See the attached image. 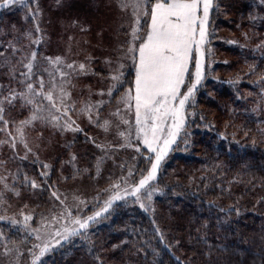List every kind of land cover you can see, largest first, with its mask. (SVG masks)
<instances>
[{"label":"trees","instance_id":"obj_1","mask_svg":"<svg viewBox=\"0 0 264 264\" xmlns=\"http://www.w3.org/2000/svg\"><path fill=\"white\" fill-rule=\"evenodd\" d=\"M83 2L70 0L62 15L69 20L80 12L96 31L104 30L98 20L105 22L106 10ZM23 16L20 10L0 13V141L3 129L13 132L32 109L20 95L30 56L19 37L26 32ZM207 28L204 78L185 105V127L157 174L160 194L143 208L135 199L113 203L41 264H264V0H214ZM134 80L135 71L128 69L111 101L133 89ZM192 82L186 77L181 92ZM13 92L9 103L5 97ZM82 144L79 133L72 147ZM67 154L54 160L46 177L35 163H15L19 199L30 198V184L24 189L29 177L42 201L70 183L71 171L62 170ZM149 159L152 154L141 149L135 179L146 173ZM0 232L5 244H21L19 229L10 223L0 221Z\"/></svg>","mask_w":264,"mask_h":264},{"label":"rangeland","instance_id":"obj_2","mask_svg":"<svg viewBox=\"0 0 264 264\" xmlns=\"http://www.w3.org/2000/svg\"><path fill=\"white\" fill-rule=\"evenodd\" d=\"M69 2L70 0H25L23 4L0 8V13L18 10L24 12L22 23L26 26V32L19 37L25 39L26 48L30 53L29 60L32 53H36V59L32 61L33 71L23 78V85L20 86L23 93H27V83H32L34 89L39 91L42 81L45 91L54 84L56 95L60 94L61 87L68 94L62 107V111L67 110V115H62L52 109L48 101L29 93L32 104H27L22 98L26 105L32 107H26L30 115L24 121L30 120L35 109L41 105L45 108L43 114H37L44 119L34 120L30 124H24L23 121L13 132L3 129V139L0 141V221L10 223L14 230L19 229L23 238L18 246L7 245L6 237L0 232V264H33L40 250L47 246L49 251L36 261V264H41L49 252L58 249L66 241L63 239L65 230L70 232L76 229L77 233L82 231L78 224L72 222L75 218L84 220L98 211L102 215L105 212L102 211L105 203L117 192L124 199L113 203L136 200V197L128 195V192L141 179V176L135 179L133 175L137 171L141 149L146 148L136 136L134 102L130 108L119 102L124 94L130 91L134 94V87L126 88L113 102L112 95H109V90L115 83L112 79L114 75L122 73L123 81L128 69L135 71L133 54L127 51L132 39L131 31L135 17L130 7L119 6V0H86L83 3L92 8L100 7L107 12L105 22L98 20L103 23L104 30L96 31V24L92 23L87 15L75 13L69 20L62 15ZM150 6L147 4L145 10ZM57 12L61 15L57 16ZM140 19L143 24L148 17L141 15ZM37 25L39 32L36 31ZM4 30L7 31L6 28ZM16 30L15 26L11 31L15 40ZM37 39L40 42L33 43ZM58 57L63 63H52ZM69 64L73 67L68 68ZM81 64L85 66L83 70L80 68ZM189 69L194 73V59ZM27 72L28 69L25 68V73ZM120 85L122 84L118 87ZM86 108L91 111H85ZM53 116L60 117L59 121H53ZM124 120H127L128 124L123 123ZM105 121L108 122L107 130L104 128ZM66 125L71 127L66 130ZM75 128L80 130H71ZM121 132L124 136L120 135ZM79 133L82 134L83 144L78 149L72 147V143ZM13 142L15 147H12ZM66 150L68 154L62 164V170L68 173L71 171L74 179L70 180V183H62L60 190L54 188L42 201L40 187L32 188L31 182L34 180L29 177L24 189H28L27 185L30 184V198L20 200L21 193L18 188H13L15 163H35L39 175L46 177L54 160ZM167 156L161 166L169 161ZM101 159L98 170L97 162ZM44 165L48 167L45 168ZM73 172L77 173L76 176ZM63 178L66 182L64 175ZM155 183L156 180L152 182L151 198L160 194L154 187ZM116 184L120 187H114ZM151 188L142 190L140 195L145 197L136 200L138 204L150 203L147 194ZM53 192L58 194L59 199L52 195ZM26 215L32 219L25 221ZM91 222L93 221L89 224ZM56 232L60 235L55 236ZM37 236L40 238L37 239ZM57 240L60 241L59 244L56 243Z\"/></svg>","mask_w":264,"mask_h":264},{"label":"snow or ice","instance_id":"obj_3","mask_svg":"<svg viewBox=\"0 0 264 264\" xmlns=\"http://www.w3.org/2000/svg\"><path fill=\"white\" fill-rule=\"evenodd\" d=\"M24 2L25 0H2L0 8H8L11 5L23 4ZM147 4L151 6L145 10ZM119 6L121 8L130 7L135 17L134 27L131 31L132 39L127 49L129 54H133L134 94L131 91L124 94L119 102L128 105L129 108L134 102L137 139L142 142L148 153L154 154V159L148 160L150 168L146 170V175L142 173L141 179L128 192V195L135 196L136 200L139 201L142 190L151 188L152 182L157 179L161 162L172 146L176 144L177 138L185 127V105L194 98V92L204 78L205 45L209 38L207 25L210 11L214 8V0H119ZM141 15L148 17L146 30L141 23ZM36 31H40L38 25ZM137 41L138 43H136ZM39 42L38 39L33 41L37 44ZM9 46L13 47L11 43ZM13 50L16 49L13 47ZM207 51L210 53L211 49H207ZM193 53H195L194 57ZM2 55L3 53L0 52V56ZM35 59L36 53L33 52L31 60L24 65L28 72L22 75L28 76L32 73V61ZM193 59L195 60V71L190 73L189 65ZM52 63L59 65L63 61L58 57ZM67 67L72 68L73 65L69 64ZM84 67L83 64L80 65L81 70ZM61 75L63 76V73ZM121 77L122 73L112 77L115 83L111 86L109 95H112L117 90L118 85L122 83ZM186 77L193 82L187 86V91L182 93L181 89L185 86ZM26 87L27 93L20 95L27 104L33 103L28 95L30 93L32 96L42 97L43 100L48 101L50 107L56 112L67 115L66 109L62 111L68 95L63 87L60 88L59 95L55 94L56 86L54 84L45 91L42 81L39 91L34 89L32 83H27ZM15 96L16 94L13 92L11 97H5V99L11 103ZM42 110L43 105L37 107L31 119L23 123L30 124L34 120L44 119L43 116L37 114ZM85 111H91V109L86 108ZM3 112L4 108L0 107V120H3ZM59 119L58 116L52 117L53 121H59ZM4 123L6 125L7 121ZM123 123L128 124V121L124 120ZM70 127V125H66L65 129ZM104 128L105 130L108 128L107 121L104 122ZM71 130L79 131L80 129ZM120 135L124 136V133L121 132ZM21 139H23L22 135ZM12 147H15V142H13ZM100 163H102V159L97 162L98 170ZM44 167L47 168L48 165H44ZM25 182L27 183V178ZM5 187L8 186L5 185ZM31 187L35 189L39 185L33 181ZM114 187L119 188L120 186L116 184ZM16 194L19 195L18 192ZM52 195L59 199L56 192H53ZM120 199H124V197L119 192L113 194L105 203L102 211L106 212L114 201ZM148 199L151 200V192L148 193ZM141 207L145 206L141 204ZM99 216H101V212L98 211L84 220L77 217L72 222L78 224L81 230L87 229L89 222L95 221ZM24 219L28 221L32 217L26 215ZM65 231L66 235L63 236L65 240L68 239V236L77 234L76 229L70 232ZM54 235L59 236L60 233L56 232ZM39 238L37 236V239ZM56 243L59 244L60 241L57 240ZM48 251L47 246L42 248L33 264H36V261Z\"/></svg>","mask_w":264,"mask_h":264}]
</instances>
